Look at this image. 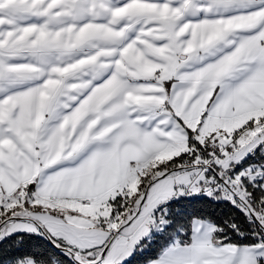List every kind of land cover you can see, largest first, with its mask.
Wrapping results in <instances>:
<instances>
[{"label":"snow or ice","instance_id":"6c2138e0","mask_svg":"<svg viewBox=\"0 0 264 264\" xmlns=\"http://www.w3.org/2000/svg\"><path fill=\"white\" fill-rule=\"evenodd\" d=\"M0 264H264V0H0Z\"/></svg>","mask_w":264,"mask_h":264}]
</instances>
